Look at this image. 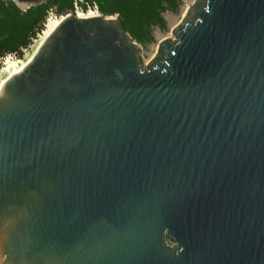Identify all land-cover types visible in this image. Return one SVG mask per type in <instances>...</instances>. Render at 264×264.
Returning a JSON list of instances; mask_svg holds the SVG:
<instances>
[{
  "label": "water",
  "instance_id": "obj_1",
  "mask_svg": "<svg viewBox=\"0 0 264 264\" xmlns=\"http://www.w3.org/2000/svg\"><path fill=\"white\" fill-rule=\"evenodd\" d=\"M172 33L71 13L5 80L0 264H264V0Z\"/></svg>",
  "mask_w": 264,
  "mask_h": 264
},
{
  "label": "trees",
  "instance_id": "obj_2",
  "mask_svg": "<svg viewBox=\"0 0 264 264\" xmlns=\"http://www.w3.org/2000/svg\"><path fill=\"white\" fill-rule=\"evenodd\" d=\"M36 2L27 9L14 0H0V69L8 56L23 58L46 27L51 11L63 16L76 12L75 0H21ZM96 3L104 16H119L134 40L147 46L155 42V28L165 29V13L180 12L184 0H88ZM86 12L87 5L78 1Z\"/></svg>",
  "mask_w": 264,
  "mask_h": 264
},
{
  "label": "rangeland",
  "instance_id": "obj_3",
  "mask_svg": "<svg viewBox=\"0 0 264 264\" xmlns=\"http://www.w3.org/2000/svg\"><path fill=\"white\" fill-rule=\"evenodd\" d=\"M195 1L196 0H184V4H183L182 8H181L180 12L177 14H173L170 12L165 13V18L167 20V27L165 29L155 28V30H154L155 42L148 44L146 47L143 46L144 52H143V55L140 57V59L144 65H146L152 61V59L154 58V56L156 55V53L158 51L159 44L163 40H165L167 38H170L172 40L175 39V35L172 33V30L181 23L184 16L186 15L187 9L190 6H193ZM79 11L82 12L81 10H76L75 14ZM53 13H54L53 14L54 17H51L49 15L48 18H55V15L57 13L54 10H53ZM68 14H71V13H68ZM68 14H66V15H68ZM66 15L60 16L57 14L59 19L63 18ZM38 40H39V38L37 40H35L34 43L28 49L25 50V54H24L23 58H16L15 56H10V57L15 58V59H19V60H26L35 51L37 44H38ZM4 62H5V60L3 61V66L0 69V81L7 74V72L4 71V69H3L4 68ZM170 244L172 245V243H170Z\"/></svg>",
  "mask_w": 264,
  "mask_h": 264
},
{
  "label": "bare ground",
  "instance_id": "obj_4",
  "mask_svg": "<svg viewBox=\"0 0 264 264\" xmlns=\"http://www.w3.org/2000/svg\"><path fill=\"white\" fill-rule=\"evenodd\" d=\"M77 13H78V16H81V17L96 16V14L94 12L83 13V12L79 11ZM63 18H61V19H59L58 17L57 18H48L44 31L39 35V40H38V44H37L35 51L26 60H19V59L12 58L10 56L5 58L3 69H4V71L7 72V74L0 81V88L8 77H10L15 72L19 71L22 67H24L30 61V59L33 57L34 53L36 52V50H37L38 46L41 44V42L58 26V24L61 22V20Z\"/></svg>",
  "mask_w": 264,
  "mask_h": 264
},
{
  "label": "built area",
  "instance_id": "obj_5",
  "mask_svg": "<svg viewBox=\"0 0 264 264\" xmlns=\"http://www.w3.org/2000/svg\"><path fill=\"white\" fill-rule=\"evenodd\" d=\"M78 1H79L80 3H85V4L87 5V10H86V12H84V11H82V10L80 9L79 4H78ZM75 5H76V10H81L83 13L94 12V13L96 14V16H98V15H102V13H101L100 10H99L98 5H97L96 3H89L88 0H75ZM53 14H54L53 11H51L49 15H50L51 17H54ZM57 17H58V16H57V14H56V15H55V18H57Z\"/></svg>",
  "mask_w": 264,
  "mask_h": 264
}]
</instances>
